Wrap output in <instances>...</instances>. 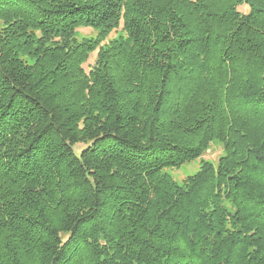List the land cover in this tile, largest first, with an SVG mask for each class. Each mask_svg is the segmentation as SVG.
Returning <instances> with one entry per match:
<instances>
[{"label":"trees","instance_id":"16d2710c","mask_svg":"<svg viewBox=\"0 0 264 264\" xmlns=\"http://www.w3.org/2000/svg\"><path fill=\"white\" fill-rule=\"evenodd\" d=\"M0 264H264V0H0Z\"/></svg>","mask_w":264,"mask_h":264},{"label":"rangeland","instance_id":"374dc122","mask_svg":"<svg viewBox=\"0 0 264 264\" xmlns=\"http://www.w3.org/2000/svg\"><path fill=\"white\" fill-rule=\"evenodd\" d=\"M238 10L242 13H246L247 7L246 6H240L238 7ZM119 30L111 32L100 45L107 44L108 41L112 40L113 38H116ZM98 32L92 29H79L76 33V36L78 39H88L93 40L97 37ZM96 56V52L92 53L88 59V61L83 65V68L87 71L90 66H92L94 59ZM85 145L78 144L74 147L75 152H79L81 149H83ZM222 155V147L221 145L217 143H213L209 146V149L205 152V154L190 163H186L178 168H168L166 170V173L174 180L176 183H182L184 180H186L187 177L194 175L198 170L200 169L201 163L204 161L211 162L215 164L219 158V156Z\"/></svg>","mask_w":264,"mask_h":264}]
</instances>
